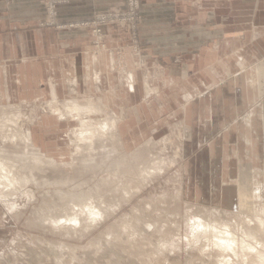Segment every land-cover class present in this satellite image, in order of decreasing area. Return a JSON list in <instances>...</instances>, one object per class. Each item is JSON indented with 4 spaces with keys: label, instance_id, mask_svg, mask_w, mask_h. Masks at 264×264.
<instances>
[{
    "label": "rangeland",
    "instance_id": "obj_1",
    "mask_svg": "<svg viewBox=\"0 0 264 264\" xmlns=\"http://www.w3.org/2000/svg\"><path fill=\"white\" fill-rule=\"evenodd\" d=\"M124 22L119 23L132 33ZM134 37L133 65L139 71L135 89L120 72L110 75L107 82L102 76L99 82V71H91L92 80L85 86L75 85L72 77H67L55 99L48 91L20 97L16 94L20 83H9L14 87L11 98L0 99V171H8L11 176L5 177L7 181L2 177L0 185L3 190H0V264H218L223 253L216 244L213 246L215 235L205 232L202 235L201 231L194 230L191 225L196 219L214 222L221 230L232 226L240 242L244 232L248 238L243 243H255L251 230L248 231L249 226H256L248 219L255 216L254 202L250 203V210L242 211L238 205L243 171L235 184L232 180L235 169L212 168L220 165L219 158L232 155L214 153L211 162L209 153H203L204 164H201L192 160L198 156L197 151L185 153L188 139L183 124L184 99L188 92L183 96L182 85L161 82L163 76L159 70L153 69L141 52H135L139 43L137 35ZM96 41L104 46L102 40ZM263 58L264 54L257 51L254 63ZM180 61V57L174 59L175 63ZM226 62V57H220L206 68L210 83H221L234 75ZM0 84L2 88L7 86L5 82ZM55 100L59 107L54 106ZM73 100L87 112L68 109L67 102ZM262 100L257 98L255 104L259 106ZM51 103L64 117L51 108ZM62 107L67 110L63 111ZM252 107L239 111L236 121L245 120L249 124ZM78 114L84 118L83 125L75 118ZM96 121L103 123V129ZM85 131L90 134L97 131L94 136L99 137L92 138ZM84 132L87 137L83 136ZM101 132L104 137L112 136L101 139ZM25 133L31 134L32 142L34 137L33 144L23 141ZM211 143L212 139L203 143L198 151L209 149ZM229 165L234 164L229 162ZM13 168L20 171L17 173ZM256 172H244L245 183L251 188H254ZM261 172L260 180L264 183V172ZM219 175L220 179H226V185L211 184L212 177ZM201 177L203 185L198 182ZM11 186L15 187L11 189ZM84 203L94 205V210L104 216H88L89 208H85L88 212L83 209L80 222L70 221L67 217L74 214L73 207ZM190 216L195 220L190 221ZM243 218L250 223L248 226ZM241 226L247 228L243 230ZM191 235L194 240L189 238ZM260 236L258 239L264 244V235ZM233 256L232 264L238 259ZM219 261V264L223 262Z\"/></svg>",
    "mask_w": 264,
    "mask_h": 264
},
{
    "label": "crops",
    "instance_id": "obj_2",
    "mask_svg": "<svg viewBox=\"0 0 264 264\" xmlns=\"http://www.w3.org/2000/svg\"><path fill=\"white\" fill-rule=\"evenodd\" d=\"M126 8L127 0H69L50 16L40 0L0 2V83L7 84H0V99L11 98V81L20 83V97L45 91L58 96L65 78L85 86L92 80L91 71H99V82L120 72L135 89V35L113 18L102 26L104 46L93 33L101 16ZM139 14L135 52L159 70L165 85H182L183 96L195 91L184 99L185 153L197 151L192 160L201 164L203 153H209L211 162L214 153L232 155L219 158L220 165L212 168L235 169V184L242 171L264 172V58L254 63L257 51L264 54V0H141ZM177 57L179 63L174 62ZM220 57H226L234 75L210 83L206 68ZM247 106L252 107L250 123L236 121ZM210 139L209 149L198 151ZM217 179L220 175L211 184L226 185V179ZM198 182L203 185L204 178Z\"/></svg>",
    "mask_w": 264,
    "mask_h": 264
},
{
    "label": "bare ground",
    "instance_id": "obj_3",
    "mask_svg": "<svg viewBox=\"0 0 264 264\" xmlns=\"http://www.w3.org/2000/svg\"><path fill=\"white\" fill-rule=\"evenodd\" d=\"M189 93V92H188ZM186 96V95H185ZM189 96V95H188ZM187 96V97H188ZM186 97V98H187ZM190 97V96H189ZM54 99H55V96H54ZM188 99V98H187ZM72 101V100H71ZM70 101V102H71ZM55 103H54V106L55 107H59L58 106V104H57V101L55 100L54 101ZM66 102V101H65ZM64 102V103H65ZM68 103L67 102V108L69 109V108H71V109H73V110H75V112L77 111V112H80L81 110H82V106H80L76 101H74L73 100V102H71V103ZM64 103H63V107L65 106L64 105ZM61 104V103H60ZM94 104H96V103H93V105ZM89 105V104H88ZM92 105V104H91ZM50 106H51V108L56 112V111H58L57 113H59L60 112V115H61V117H64V114L60 111V109H58V108H54L53 107V104L51 103L50 104ZM99 106V105H98ZM62 107V108H63ZM91 107V106H90ZM93 107V106H92ZM101 107H102V105H101ZM95 108V107H94ZM104 108V107H103ZM64 109V108H63ZM70 109V110H71ZM84 109V108H83ZM88 109V108H87ZM97 109V108H96ZM106 109V108H105ZM67 110V109H66ZM65 109L63 110V111H66ZM92 110H94L93 108H92ZM91 110V111H92ZM98 110H100V108L98 109ZM107 110V109H106ZM53 111V112H54ZM72 111V110H71ZM82 111H86L87 112V110L85 109V110H82ZM90 111V112H91ZM94 112V111H93ZM96 112H98L97 110H96ZM100 113H102L103 114V111H102V108H101V112ZM109 113V112H108ZM85 114V113H84ZM93 114V113H92ZM63 115V116H62ZM71 115H72V113H71ZM82 114H78V116L77 117H75V118H77V119H79L80 121H81V123H82V125L84 124V118L83 117H80ZM87 115H88V113H87ZM75 116V115H74ZM84 117H85V115H83ZM108 116V114L106 115V117ZM110 116V115H109ZM89 117V116H88ZM66 118V117H65ZM72 118H74V117H72ZM90 118V117H89ZM109 118V117H108ZM106 119V118H105ZM87 120V119H86ZM97 120V119H96ZM99 121H100V119H98ZM102 120H103V118H102ZM99 121H96L97 123H100ZM111 121V120H110ZM103 122V121H102ZM91 123V122H90ZM95 123V122H94ZM108 122H106V124H107ZM101 124V123H100ZM103 124V123H102ZM102 124L100 125V126H102ZM112 124L114 125L115 123H113L112 122ZM90 125V124H89ZM104 126H108V125H104ZM115 126H116V124H115ZM80 127V126H79ZM85 127V126H84ZM95 127H97L96 125H95ZM99 127V126H98ZM95 128V129H97V130H99L100 129V131H101V128L99 127V128ZM89 128H91V126L89 127ZM109 128V127H108ZM108 128H105L104 127V129H108ZM115 128V127H114ZM84 129V128H83ZM102 129H103V126H102ZM89 130H92V129H88V131ZM94 130V129H93ZM115 130V129H114ZM113 130V131H114ZM77 131V130H76ZM87 131V132H88ZM95 131V130H94ZM105 131H107V130H104V132ZM86 132V131H85ZM85 132H84V134H83V136L84 137H87L86 136V134H85ZM86 132V133H87ZM91 132V131H90ZM83 133V132H82ZM96 134H97V131L95 132ZM95 133H87V134H90L89 136L91 137V136H93L92 138H95V137H97L96 135L94 136V134ZM103 132H101L100 134H102ZM81 134V133H80ZM104 133L102 134V136L100 137L101 139L102 138H105L104 137ZM77 136V135H76ZM89 136H88V141H89ZM110 136H112V135H110ZM110 136H107V138L108 137H110ZM114 136V135H113ZM83 137V138H84ZM99 137V136H98ZM80 138V137H79ZM83 138H81L80 140H83ZM91 138V139H92ZM18 139V138H17ZM86 139V141H87V138H85ZM90 139V140H91ZM96 139V138H95ZM97 139H99V138H97ZM69 140V139H68ZM78 140V139H77ZM94 140V139H93ZM104 140V139H103ZM24 142H26V143H28V144H33V142H32V138H31V134H26L25 133V135H24V140H23ZM62 141V140H61ZM67 141V140H66ZM79 141V140H78ZM72 142V141H71ZM90 142V141H89ZM103 142H105V140L103 141ZM41 154V153H40ZM38 155V154H37ZM38 156H40L41 157V155H38ZM39 157V158H40ZM43 158V157H42ZM3 159V158H2ZM1 160V159H0ZM4 161V160H3ZM6 162V161H5ZM9 162V161H8ZM5 164V163H4ZM7 164V163H6ZM9 164V163H8ZM10 165V164H9ZM2 166V165H1ZM15 166V165H14ZM13 166V167H14ZM7 167V166H6ZM17 167V166H16ZM19 167V166H18ZM8 169H9V167H7ZM154 168V167H153ZM0 169H1V167H0ZM3 169V168H2ZM13 169H15L16 170V168H13ZM18 169V168H17ZM10 170V169H9ZM156 170V169H155ZM17 171V170H16ZM15 171V172H16ZM18 171H20V170H18ZM18 171H17V173H18ZM151 171H152V169H151ZM150 171V172H151ZM2 172L4 173V171H0V185L2 184V181H1V178L3 177V179L5 178V177H11L9 174V172L7 171V172H5L4 173V175L2 174ZM243 174H241V177L243 178H241L242 179V182L240 183L241 184V188H240V191L238 190V193L240 194V199L238 200V205H240L241 206V208H242V211L243 210H250L251 209V202H254V205H255V209H254V214H255V216L252 218V217H247L248 219H249V222L251 223H256V226H255V228L254 227H251L250 228V226L248 227V231L250 232V230H251V232H252V234L251 235H253L252 237L254 238V239H256V241H255V243L253 242V245H252V243H247V244H245V243H243V240H244V238H248V237H245V234H244V232L243 231H241V232H243V240L240 242L238 239H237V237H235V235H237V234H235L234 232H233V229H231L232 228V226H231V228L230 227H228V229H226V230H221V228L222 227H220L219 228V226L217 225V221H215L216 222V225L218 226V227H216V226H214V222L212 223V224H209V222L208 223H205V222H202V221H200V220H198L197 221V219L195 220L193 217V220H195L194 221V224L193 225H191L190 224V222H189V224H188V226L189 225H191L192 226V228H194V230H196L197 232H200L201 231V234L202 233H206V235H207V233H214V237H213V242H215V243H213V246L215 245V246H217L219 249H221V251L218 249V251H220V252H222L223 254H221V255H219L220 253L218 252V251H216L217 253H219V254H217V255H219V258H220V256H223L222 258H220L221 259V261L223 260V264H232V262H230V260L232 259V256L234 255V256H236V258H235V260L237 259V261L239 260V259H241V261H239L240 263H244L245 262V264H248V262H251V263H249V264H264V244H263V240H259L258 239V236H260V238L262 237L263 238V236L262 235H264V234H262V233H264V195H263V191H264V183L263 182H261V180H260V175L262 174V172L261 171H257L256 172V175H257V177H256V179H255V182H254V188H251L250 186H249V183H245L246 181H245V177H246V175H245V173L244 172H242ZM12 174V173H11ZM16 175V174H15ZM18 175V174H17ZM22 175V174H21ZM20 175V176H21ZM149 175V174H148ZM151 175V174H150ZM23 177V176H22ZM18 178V177H17ZM4 180H6L7 181V179L5 178ZM11 179H9V181H10ZM4 182V181H3ZM11 182V181H10ZM7 183V182H6ZM26 183H27V181H26ZM4 184V183H3ZM15 184V183H14ZM25 183H23V185H24ZM6 185V184H5ZM18 185V184H17ZM26 185V184H25ZM8 186V185H7ZM15 187V186H14ZM14 187H12L11 186V189L12 188H14ZM19 187V186H18ZM21 187V186H20ZM0 190H2V189H0ZM9 190V189H8ZM129 190V189H128ZM3 191V190H2ZM6 191V190H5ZM16 191V190H15ZM131 191V190H130ZM6 192H8V191H6ZM12 192V191H11ZM80 206L78 207V208H75V207H73V209L75 210V212H74V214L72 215V217H70L71 215L70 214H68L67 216V218L70 220V221H75V224L77 223V221L78 222H80V214H82L81 212H83L84 210L83 209H85V208H89V210L88 211H90V213H88V216H91L92 214L93 215H98V217H99V215L100 216H102L103 215V213H101V211H97V210H94V205L92 206V205H89L88 203H84L83 205H81V204H79ZM91 206V207H90ZM96 206V205H95ZM92 207H93V210H92ZM98 207L96 206V209H97ZM86 211H87V209H85ZM87 211V212H88ZM97 211V212H96ZM103 211H104V209H103ZM85 213V212H84ZM86 214V213H85ZM90 214V215H89ZM196 214H198V213H196ZM195 214V215H196ZM206 214V213H205ZM92 215V216H93ZM201 215V214H200ZM236 215H238V214H236ZM253 215V214H252ZM104 216V215H103ZM203 216V215H202ZM202 216H201V219H203L202 218ZM211 216V215H210ZM243 216V215H242ZM94 217V216H93ZM197 217H199V216H197ZM207 217V216H206ZM205 217V218H206ZM236 217V216H235ZM240 217H241V214H240ZM244 217H246V216H244ZM64 218V217H63ZM66 218V217H65ZM64 218V219H65ZM66 218V219H67ZM94 218H97V217H94ZM192 218H191V216H190V221L192 220ZM196 218V217H195ZM237 218H238V216H237ZM236 218V219H237ZM246 218V219H247ZM200 219V218H199ZM244 219V218H243ZM242 219V220H243ZM68 220V221H69ZM192 220V221H193ZM204 220V219H203ZM241 219H240V221H242ZM244 221L246 222V226H248V223H247V221L244 219ZM254 221V222H253ZM212 222V221H211ZM234 222V221H233ZM244 222V223H245ZM192 223V222H191ZM249 223V224H250ZM234 224V223H233ZM232 224V225H233ZM240 224H241V222H240ZM244 225V224H243ZM253 225V224H252ZM190 226V227H191ZM245 226H241L240 228L241 229H243ZM216 228H219V230H217ZM226 228V227H225ZM236 228V227H235ZM245 228H247V227H245ZM250 228V229H249ZM190 229V228H189ZM240 229V230H241ZM191 230V229H190ZM194 230H192V231H194ZM236 230V229H235ZM244 230V229H243ZM239 231V230H238ZM236 232V231H235ZM240 232V233H241ZM217 233H219V234H217ZM248 233V232H247ZM235 234V235H234ZM203 235V234H202ZM201 235V236H202ZM250 235V236H251ZM192 236V235H191ZM211 236V235H210ZM247 236H248V234H247ZM249 236V237H250ZM194 236H192V237H190L189 236V238H192L193 240H194V238H193ZM203 237V236H202ZM207 237H209V235L207 236ZM242 236L240 235V238H241ZM251 237V238H252ZM187 238V237H186ZM189 238H188V240L187 241H189ZM211 238V237H210ZM215 238H217L216 239V241H215ZM251 238H250V240H251ZM252 238V239H253ZM196 239V238H195ZM200 239H202L201 237H200ZM199 239V241H196V242H200L201 240ZM212 239V238H211ZM193 240H191V241H193ZM196 240H198V237H197V239ZM190 241V242H191ZM245 241H247L246 239H245ZM253 241V240H252ZM189 242V243H190ZM207 242H209V241H207ZM250 242V241H249ZM211 243H212V241H211ZM174 244V243H173ZM191 244H194V245H196V243H195V241H193V243L191 242ZM198 244V243H197ZM199 245V244H198ZM206 247L208 246V243H207V245L206 244H204ZM211 246V245H210ZM209 246V247H210ZM213 246L212 247H210V248H213ZM214 246V247H215ZM192 247V246H191ZM203 247V249H204V246H202ZM206 250V251H205ZM204 251L205 252H207V249H205ZM212 250V249H211ZM214 250V249H213ZM199 251V250H198ZM202 251V250H201ZM226 252H228V253H226ZM231 252H232V255H230L231 254ZM211 253H212V251H211ZM224 253H226V254H224ZM216 254V253H215ZM211 256V255H210ZM234 256H233V258H234ZM218 258V259H219ZM219 259V260H220ZM218 260V262L220 263V261ZM237 261H236V263H234L235 261H233V263L234 264H237ZM239 262H238V264H239ZM218 263V264H219ZM221 263V264H222Z\"/></svg>",
    "mask_w": 264,
    "mask_h": 264
},
{
    "label": "built area",
    "instance_id": "obj_4",
    "mask_svg": "<svg viewBox=\"0 0 264 264\" xmlns=\"http://www.w3.org/2000/svg\"><path fill=\"white\" fill-rule=\"evenodd\" d=\"M47 6L49 13L53 16L57 12V7L69 0H41ZM141 0H127V8L124 11H114L112 16H101L93 27V33L97 36L98 40L103 35V25L108 24V19L113 18L128 24L131 28L132 34L136 35L137 23L140 20L139 8Z\"/></svg>",
    "mask_w": 264,
    "mask_h": 264
}]
</instances>
